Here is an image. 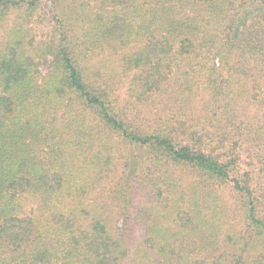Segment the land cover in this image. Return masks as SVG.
<instances>
[{
    "label": "trees",
    "instance_id": "1",
    "mask_svg": "<svg viewBox=\"0 0 264 264\" xmlns=\"http://www.w3.org/2000/svg\"><path fill=\"white\" fill-rule=\"evenodd\" d=\"M43 1L0 0V264H264V0Z\"/></svg>",
    "mask_w": 264,
    "mask_h": 264
},
{
    "label": "rangeland",
    "instance_id": "2",
    "mask_svg": "<svg viewBox=\"0 0 264 264\" xmlns=\"http://www.w3.org/2000/svg\"><path fill=\"white\" fill-rule=\"evenodd\" d=\"M42 8L46 11L47 18L45 20H43L41 23L34 24L35 32H36L38 38L39 37L44 38L48 34L47 32L49 30H51L50 27L53 25L52 16L54 14V10H53L50 2L47 1V0H44L43 3H42ZM97 55H98V57L96 58V60H101V59L104 60V59H106L104 53L97 54ZM112 59L114 60V58H112ZM45 65L43 66V68L46 67ZM116 95L121 100L126 98L125 82H123V83L121 82L119 84L118 88L116 89Z\"/></svg>",
    "mask_w": 264,
    "mask_h": 264
}]
</instances>
